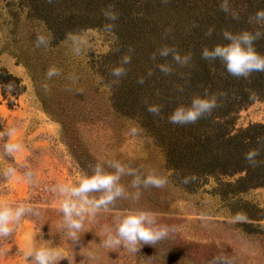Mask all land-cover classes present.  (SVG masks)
Listing matches in <instances>:
<instances>
[{"label":"rangeland","instance_id":"obj_1","mask_svg":"<svg viewBox=\"0 0 264 264\" xmlns=\"http://www.w3.org/2000/svg\"><path fill=\"white\" fill-rule=\"evenodd\" d=\"M39 1L57 8L61 32L69 25L70 32L83 34L87 43L81 55H74L66 36L56 39L54 29L36 16ZM228 2L238 19L220 10L222 0H0V71L8 69L25 86L20 95L7 91L5 98L0 84V133L15 128L13 142L23 146L10 156L3 148L8 137L0 135V201L31 204L40 213L26 215L11 235L0 238V264H30L26 252L40 245L60 250L64 259L59 264H209L220 254L234 258L235 264H264V221L253 222L256 226L250 232L245 226L250 221L238 218L242 203L237 202L249 201L264 209V188L225 199L211 177L191 190L176 180L164 147L151 133L153 124L160 125L165 108L179 101L177 88H192V75L214 63L201 59L204 47L226 43L223 30L258 27L249 23V17L264 9V0ZM110 6L118 14L116 21L103 15ZM108 25L111 31L105 30ZM209 29L211 36L206 35ZM37 33L50 37L47 49L35 47ZM163 46L176 47L181 55L191 52L190 66L181 68L171 56L150 59ZM124 55L131 56V63L124 65L127 75L116 82L110 71L120 66ZM160 63L170 64L174 74L163 75ZM50 66L61 69V75L46 79ZM140 78L143 84L138 83ZM145 99L161 106L160 116L150 117ZM236 103V130L264 121V99ZM132 127L141 130L138 135H126ZM110 160L155 169L169 183L165 188H142L137 203L118 200L114 208L102 210L94 221L85 222L77 245L66 235L60 198L50 189L91 174L90 165L96 163L111 171L106 163ZM8 167L16 169L15 177H4ZM29 171L30 180L25 177ZM131 179L125 176L121 183L127 186ZM133 208L157 213L159 223L175 226L176 231L139 252L104 247V227L114 228V218ZM258 223L263 226L260 232Z\"/></svg>","mask_w":264,"mask_h":264},{"label":"clouds","instance_id":"obj_2","mask_svg":"<svg viewBox=\"0 0 264 264\" xmlns=\"http://www.w3.org/2000/svg\"><path fill=\"white\" fill-rule=\"evenodd\" d=\"M51 2V0H49ZM167 3L168 0H162ZM220 10L230 13L233 19H238V15L232 12L228 0H222ZM104 17L110 21H116L118 14L112 10L111 6L104 10ZM249 23L264 27V9L256 11L249 17ZM112 26H106V31H111ZM170 30H166V35ZM213 29H209L206 35L211 36ZM222 38L226 43H218L212 48L204 47L201 52V59L212 62L219 60L226 68L229 75L235 78L247 79L254 72H264V54H261L256 43L264 39V32L260 30L250 31L242 30L232 32L230 30L222 31ZM66 42H70L74 55H81L86 45V40L82 33L69 32L65 37ZM35 47L47 49L50 43L48 35L37 33L35 38ZM133 51V49H129ZM159 57L165 60L171 56L172 61L181 68L189 67L192 61V53L181 55L176 47L163 46L153 53L150 57L153 61ZM120 66L114 67L110 75L116 78V82L127 75V69L124 65L131 63V56L124 55L121 57ZM159 71L170 76L174 74L173 67L168 63L157 65ZM61 69L50 66L45 73L46 79L51 80L61 75ZM153 73L148 72L151 77ZM76 83V78H72ZM144 78H140L138 83L143 84ZM45 91L48 86L44 85ZM71 90V89H67ZM177 91L183 92L184 89L177 88ZM159 96V92H157ZM227 99L226 93H209L208 89L204 90L203 95H193L189 105L181 104L177 106L168 116V122L174 125L185 126L195 124L200 119L211 116L213 111L222 107V101ZM147 111L154 116H160L162 108L159 105L149 104L145 99ZM162 118V117H161ZM141 130L138 127H132L126 135H138ZM0 135H6L8 141L3 145L4 151L8 155L21 152L23 146L19 142H13L16 136V129H7ZM260 138H258L259 140ZM255 151L245 153V159L255 165ZM107 167L100 163L90 165L91 174L85 173L78 177L75 182H58L50 191L60 198L59 211L63 214V227L66 230L67 237L77 245L80 243L79 233L83 231L85 222H92L97 215L103 211H109L116 206L118 200H128L137 203L141 196V189L165 188L169 180L159 174L155 169H138L122 163L119 160L107 161ZM3 175L6 178H12L16 175V169L12 167L5 168ZM31 171L25 173L27 179H31ZM125 176L132 177L126 186L121 183ZM132 189L133 191H129ZM94 194H99L94 195ZM39 210L31 204L20 203L12 206L0 201V238L7 237L14 231V226L18 224L26 215H39ZM238 218H242L238 214ZM114 228L105 226L102 232V244L106 248L124 247L130 252H139L145 245L154 246L162 240L169 237L176 231L175 226H168L158 222L157 213L150 210L133 208L129 209L126 214L114 218ZM2 254V250H0ZM30 264H59L64 259L60 250L40 245L31 247L26 252ZM209 264H235L234 258H229L224 254L214 256Z\"/></svg>","mask_w":264,"mask_h":264},{"label":"trees","instance_id":"obj_3","mask_svg":"<svg viewBox=\"0 0 264 264\" xmlns=\"http://www.w3.org/2000/svg\"><path fill=\"white\" fill-rule=\"evenodd\" d=\"M35 10L38 12L36 16L54 29L56 39L64 38L67 32L72 30L67 25L66 31L64 29V32H61L58 27L57 8H50L39 1ZM246 11L251 14V9ZM249 13L245 12L243 17L246 19ZM248 30L264 32V27L258 26ZM255 46L264 54V39L259 40ZM213 62L211 66L192 75L195 85L181 92L174 107L165 108L160 125L155 127L153 124L151 133L157 136L159 143L164 147L167 166L173 170L179 183L195 190L214 177L219 183V194L225 199L233 200L250 189L264 188V121L252 123L239 130H236L233 124L237 100L245 104L253 98L264 99V72H254L247 79L241 78L238 83L219 60ZM0 84L5 98L7 91L14 96L25 91L22 79L6 68L0 71ZM205 89H208L209 93H226L227 99L222 101L223 106L195 124L180 126L168 122V116L177 106L189 105L193 95H203ZM153 116L150 114L151 118ZM249 151L258 153L254 158V166L245 159V153ZM237 202L242 203L241 209L238 210L240 216L250 221L245 223V226L250 232L253 231L251 228L256 226L253 222L264 221V209L249 201L240 199ZM261 227L262 224L258 223L256 228L259 229L256 230L260 232Z\"/></svg>","mask_w":264,"mask_h":264}]
</instances>
